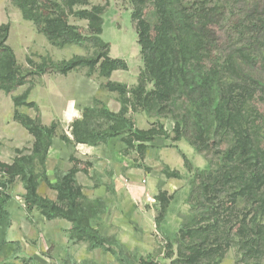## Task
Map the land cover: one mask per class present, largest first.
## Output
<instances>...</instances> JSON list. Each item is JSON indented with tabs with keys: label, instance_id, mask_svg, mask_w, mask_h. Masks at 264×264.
Returning a JSON list of instances; mask_svg holds the SVG:
<instances>
[{
	"label": "trees",
	"instance_id": "1",
	"mask_svg": "<svg viewBox=\"0 0 264 264\" xmlns=\"http://www.w3.org/2000/svg\"><path fill=\"white\" fill-rule=\"evenodd\" d=\"M215 1L131 0V15L137 21L138 44L144 64L138 84L132 88L110 81L113 72L127 70L128 66L124 60L112 59L108 54L95 60L74 57L59 64L38 66L28 59V64L34 66L35 71L23 70L8 44L10 27L0 24V90L11 94L27 85L32 75L51 70L67 75L78 68L89 67L91 75L99 67V75L106 79L105 88L120 95L122 108L119 114H112L105 108L85 109L82 119L73 123L72 141L76 144H105L128 131L125 141L130 147L140 142L137 149L142 152L145 148L143 143L151 142L157 134L165 135L163 128L160 131L136 129L133 121L125 115L139 109L147 114L154 109L158 113L168 111L175 120L174 141H179L191 131L193 139L188 140L190 144L220 146L222 156L216 170H212L210 164L205 170H197L198 178L201 177L197 184V199L232 192L233 205L239 198L245 200L254 215L248 223L246 220L237 222L234 227L241 237L239 245L244 255L258 257L264 252V225L256 223L264 218V3L248 1L244 24H231L239 36V43L243 42V45L234 53H228L230 47L222 49L227 41L220 44L216 28L229 19H225V10L219 8ZM12 2L20 9L24 19L40 28L51 43H84L83 30L69 24V15L87 20L88 35L102 43V8L92 6L90 10H73L78 4H86V0ZM150 11L152 16L148 17ZM244 66L257 67L260 71L251 74ZM14 104L16 108L34 107L33 103L27 102L26 96L14 98ZM91 115L103 119L105 125L91 127L87 121L92 119ZM14 118L35 138V143L30 155L19 151L11 165L0 163V255L2 248L9 244L7 232L11 227V217L6 210L10 199L8 190L16 179H21L28 211L37 208L46 220L60 218L70 222L74 241L88 242L91 249H103L120 264H128L120 244L102 237L93 225V220L103 212L102 202L92 203L85 199L76 182L75 169L62 175L51 186L58 192L57 202L38 195L39 177L47 181V155L56 135V125L42 126L17 111ZM63 139L71 141L65 136ZM223 146L224 149L221 148ZM35 161L43 168L41 173L36 172ZM162 171L169 178H180L179 172L166 166ZM166 196V192H160L156 200L163 204L162 199ZM197 224L183 226L181 236L185 248L178 251V258L171 264H199L206 257L212 258L213 254L221 255L223 247L219 241L214 240L211 247L205 246L204 233H208L210 227L206 226L200 232ZM201 238L203 240L199 242ZM172 255L171 252L167 257Z\"/></svg>",
	"mask_w": 264,
	"mask_h": 264
},
{
	"label": "rangeland",
	"instance_id": "2",
	"mask_svg": "<svg viewBox=\"0 0 264 264\" xmlns=\"http://www.w3.org/2000/svg\"><path fill=\"white\" fill-rule=\"evenodd\" d=\"M86 1V4H78L73 10L75 12L90 10L92 6H99L102 8L101 15L103 26L100 36L102 43L95 37L88 35L89 23L87 20L69 15V24L83 30V36L86 38L84 43L82 45L63 44L62 41H55L53 44L33 22L26 23L25 20H23L24 18H17L14 8H17L18 11L20 9L15 6L12 0H5L1 4L4 6L3 13L6 14L9 20L14 19L13 22H15L9 24L11 35V37L10 35L9 37L11 40L9 41L8 39V44L16 54L18 65L23 70L34 72L35 67L28 64V59L31 60L35 66H38L44 63L59 64L64 61H69L74 57L95 60L100 55L108 54L112 59L124 60L128 66L127 70H118L114 72L111 81L125 83L130 88L137 86L138 78L143 71L144 64L138 44L136 30L137 21L134 20L131 15L133 9L131 0ZM248 1L250 0L215 1L219 8L225 10V19H229L227 23H223L216 28L220 44L221 42L227 41V44H224L222 49L225 50L230 47L228 53H234L243 45V42L239 43V36H237L231 24H244V20L247 18L245 17V12L249 9V7H246ZM258 2L264 3V0H257V3ZM151 12L152 11H150L148 17L152 16ZM150 20L152 22V18ZM98 68L99 67H97L91 75H89V67L78 68L74 72H70L71 78L74 80L71 86L80 79H88L90 86L94 87L97 92L102 90L101 86L106 82V79L99 75ZM244 69L248 70L251 74L255 72L259 73L260 71L257 67L253 66L249 68L244 66ZM70 74L62 75L51 70L42 74L32 75L30 77V82L26 86L16 89L11 94H7L0 90V140L3 139L8 142L10 139H18L16 136L19 134H17L16 129H14L16 126L11 125V122H13L20 126V123L14 118L15 111L20 114L25 113L36 120V122L40 123V121L36 119L37 113L35 110L19 107L18 110L16 109L14 112H11L13 109V99L16 96L21 95L27 88L31 90V97L37 99H42L45 96L47 97L48 95L45 94L51 91L52 88L59 87L64 89L66 87L65 90H68V80L66 79ZM251 110H253V108H251ZM81 113L82 112L78 115L70 114L74 116V120H78L82 116ZM157 113L156 109H154L149 116L146 113L139 112L132 115L131 118L137 127H152L155 128L156 131H160V129L163 128V132L164 129H166L167 132L173 135L172 139L174 141V137H176L174 118L166 110L158 113L159 115H157ZM7 114H9V117H6ZM67 114L68 112L65 115H60L57 118L59 120L54 123L56 125V139H63V136L68 137L67 124L64 123ZM91 116L92 119L90 121L93 122V125H100V119L95 115ZM48 117L49 115L45 116L47 121H49ZM8 120L10 123H7ZM68 138L73 140V134ZM20 139L24 142L28 140L24 137H20ZM192 139L193 133L188 131L182 139L174 141L184 152V167L179 171L180 178L167 179L162 173L165 164L158 160V158L156 160L151 157L148 161L150 169L146 168V171L151 174L150 180L147 176L144 177L142 179L143 182L141 180L140 183L137 184V188H140V192H142L143 188L149 185L151 187L154 186L153 189L156 193L165 191L168 194L165 199H162L163 204L160 201H154L150 208L146 209V213L143 214L145 217H138V224L135 228L141 245L137 246L136 252L130 250L126 252L125 256L128 264H171L172 261L178 258V251L185 248L184 244H182L181 236L183 226H189L195 222L198 223L196 228L200 229V232H203L206 226L210 227L208 233H204V235H206L205 246L211 247L213 246V241L217 240L223 247L221 255L216 256L213 254L212 258L206 257L202 259L199 264H264V252L258 257H253L252 255L246 256L239 245L241 237L237 235L234 226H236L237 222H245V220L247 221L246 223H248V220L254 215L250 213V209L245 200L239 198V201L233 205L231 202L233 199V196H231L232 192L228 194L221 193L217 197L210 196L209 199L206 197L204 198V196L197 199L196 191L201 178H198L199 175L197 170H205L210 164L212 167L211 169L215 171L219 164V158L222 156V151L219 149L220 146L215 145L213 147V144L206 145L205 147L199 143L197 146L192 145L188 141ZM169 143H171L170 140ZM28 144L27 142V145ZM221 148L224 149L225 147L223 146ZM24 150L28 149L24 148ZM18 152L19 150L15 152L16 156ZM127 158L128 159L125 161L126 163L123 161L119 163L130 166L129 168L131 169L135 168V163L133 162H136V158L133 159L132 154L130 156L128 155ZM105 171L107 172L106 169ZM111 174L113 175V173ZM110 180L112 181V179L108 177L105 180L107 182L106 184H110ZM98 182L101 183L102 181L98 180ZM193 182H195V184H193ZM102 206L104 209V204H102ZM216 219L217 222L215 221ZM263 220L264 218H260L259 222L256 223L264 225ZM104 223L105 222H93V225L98 227L99 225L103 226ZM249 224L251 225L253 223ZM213 230H215V233H212ZM112 240L116 241V239ZM202 240V238L198 239L199 242ZM111 244L114 245L112 242ZM214 246H216V243ZM11 250H13L12 247L8 246L2 248L0 264H36L34 261L15 257ZM171 252L173 253L172 257H167ZM46 254H49V250ZM48 260L43 264H56L54 258L48 257Z\"/></svg>",
	"mask_w": 264,
	"mask_h": 264
},
{
	"label": "crops",
	"instance_id": "3",
	"mask_svg": "<svg viewBox=\"0 0 264 264\" xmlns=\"http://www.w3.org/2000/svg\"><path fill=\"white\" fill-rule=\"evenodd\" d=\"M4 1L0 0V24L9 26V24L15 22H13L14 19L9 20L6 14L3 13L4 6L1 4ZM14 11L17 18H24L20 10L19 12L17 8H14ZM25 22L30 23L27 20ZM10 37L9 41L11 40ZM66 80H68V90H65L66 87L64 89L52 88L51 91L45 94L48 95L47 97L37 99L31 97V90L27 88L15 98L26 96L27 102L33 103L34 107L22 106L20 108L35 110L37 113L36 119L45 127L52 126L59 120L57 118L60 115H65L67 112L78 115L85 109L105 108L112 114L120 113L122 108L120 95L106 89L104 86L106 82L101 86V92H97L94 87L90 86L88 79H80L72 86L74 80L71 78V74L68 75ZM12 107L11 112L18 110L14 104V99ZM139 112L146 113L139 109L136 112H128L125 116L132 120L131 116ZM21 114L26 115L25 113ZM47 115H49V121L45 118ZM147 115L149 116V114ZM6 117H9V114ZM80 119H82V116ZM87 121L91 127H98V125H93L92 121L88 119ZM11 123V125L16 126L14 129L19 134L16 136L18 139H10L8 142L3 139L0 140V162L8 165H11L18 157V153L17 156L15 153L18 150L25 151V154L30 155L35 143V138L21 124L19 126V124ZM100 124L105 125L103 119H100ZM134 128L142 131L155 129L152 127L141 128L135 124ZM165 131L166 129H164L165 135L157 134V137L151 142L143 143L145 148L142 152L137 149V146L141 144L140 142H136L134 147L127 144L125 140L128 137V131L117 138L110 139L105 144L99 145L76 144L70 138L71 141H66L62 138L56 139L55 136L47 155L45 177L48 182L39 177L38 195L57 202L58 192L51 186L62 175L75 169L76 182L81 188L85 199L92 203L102 202L105 206L100 217L93 220V222H105L103 226L99 225L97 227L100 235L104 238L116 239L125 254L128 250L136 252L137 246L141 245L135 228L138 224L137 220L145 217L143 214L146 213V209L150 208L160 194V192H155L154 186H145L142 192H140V188H137V184L144 177L147 176L150 180L151 174L146 171V168L150 169L148 161L151 157L156 160L158 158L166 167L177 172L184 167L182 148H179L173 141V135ZM20 137L28 140L24 142ZM169 140L171 143H169ZM24 148L28 150H24ZM131 154L133 159L136 158V162H133L135 168L132 169L129 168L130 166L119 163L121 161L126 163L127 156ZM35 163L36 172L41 173L40 169L43 171V168L40 167L37 161ZM162 173L167 179H173L167 177L163 171ZM108 177L112 179L110 184H106L105 181ZM98 180L102 181V184ZM8 194L10 199L6 204V210L11 217V227L7 232L9 244L6 246L12 247L13 250L11 251L15 257L31 260L36 264L46 263L48 257L54 258L56 264H120L110 252L99 248L91 249L90 244L85 241H74L71 237L72 224L70 222L60 218L46 220L41 210L37 208L28 211L24 201L26 191L21 179H16L8 190ZM48 250L49 254H46Z\"/></svg>",
	"mask_w": 264,
	"mask_h": 264
},
{
	"label": "built area",
	"instance_id": "4",
	"mask_svg": "<svg viewBox=\"0 0 264 264\" xmlns=\"http://www.w3.org/2000/svg\"><path fill=\"white\" fill-rule=\"evenodd\" d=\"M74 116L72 115V114H70V113H68L67 114V116L65 117V119H64V123H66L67 124V135H68V137L70 136L71 137V134H72V131H73V123H74ZM144 183H145V181H144Z\"/></svg>",
	"mask_w": 264,
	"mask_h": 264
}]
</instances>
